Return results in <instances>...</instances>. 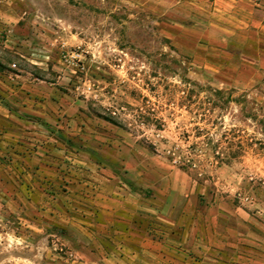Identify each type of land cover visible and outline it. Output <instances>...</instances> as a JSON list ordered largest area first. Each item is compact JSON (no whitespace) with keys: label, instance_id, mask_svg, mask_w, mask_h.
Instances as JSON below:
<instances>
[{"label":"rangeland","instance_id":"1","mask_svg":"<svg viewBox=\"0 0 264 264\" xmlns=\"http://www.w3.org/2000/svg\"><path fill=\"white\" fill-rule=\"evenodd\" d=\"M1 3L0 264H264V0Z\"/></svg>","mask_w":264,"mask_h":264},{"label":"crops","instance_id":"2","mask_svg":"<svg viewBox=\"0 0 264 264\" xmlns=\"http://www.w3.org/2000/svg\"><path fill=\"white\" fill-rule=\"evenodd\" d=\"M1 0H0V6H1ZM3 9H1L0 7V16H2V11ZM2 20L0 19V29L2 28ZM9 47L14 46L13 44H6ZM28 60H30L31 58H27ZM33 63H41L42 65H49L47 60L41 59L38 61L35 60H31ZM44 69V67H43ZM48 69V68H47ZM16 76L21 77L22 79H24V75L22 74H17ZM12 79H15L13 76H10ZM42 78V77H40ZM4 79H2V76L0 74V93H6V86L4 84ZM43 83V82H42ZM53 83H51V85H47V84H32L29 82L27 83L26 80H22V84L20 87H15V88H19L18 91H15L16 89L14 88V90H11L10 93L12 94L13 91H15V95H17V93H23V89H27V91L31 90L30 93L31 94H43L44 92H46L45 94L50 96L51 93H54V88L52 86ZM21 91V92H19ZM17 92V93H16ZM1 103V102H0ZM37 103V104H36ZM49 102L46 100L44 102H36L34 99H30L29 97H26V100H24V102L20 103H14V108L15 110L17 108H20L22 110V114L26 115L24 117H19L16 116L14 119L16 121H18L19 123H22V125H26V123L30 122L29 121V116L27 115H41L42 113L46 112V105ZM11 108H13L12 103L10 104ZM2 109V106L0 105V111ZM17 111V110H16ZM1 113V112H0ZM18 113V112H17ZM2 120L3 117L0 114V124H2ZM23 133V132H22ZM37 133V132H36ZM6 135H12V131L8 130L5 132ZM16 134V133H15ZM38 134V133H37ZM38 154L40 152H37ZM37 154V155H38ZM49 161V160H46ZM39 163V162H38ZM114 207H119L116 206L114 204ZM121 208H126L125 204H122ZM225 215H223L224 217ZM228 218H219L218 216L215 215L214 219L209 227V236H210V240L206 246V251H204L203 256H204V260L208 263V264H225L226 261H229L232 257H229L230 252H231V247H230V234L232 232H234L236 229L232 228V226L230 225V223H228ZM223 222V223H222ZM197 228V227H196ZM195 228V229H196ZM238 229V231H241L240 228L241 226H237L236 227ZM244 230V229H243ZM245 231V230H244ZM243 232V231H242ZM238 247L239 244H238ZM240 257V256H239ZM230 258V259H229ZM234 259H238L239 258H234Z\"/></svg>","mask_w":264,"mask_h":264}]
</instances>
